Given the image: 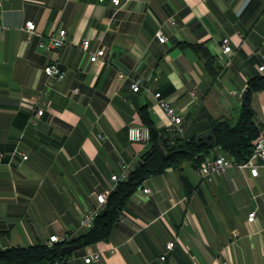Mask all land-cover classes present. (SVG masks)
<instances>
[{
    "label": "crops",
    "instance_id": "crops-1",
    "mask_svg": "<svg viewBox=\"0 0 264 264\" xmlns=\"http://www.w3.org/2000/svg\"><path fill=\"white\" fill-rule=\"evenodd\" d=\"M60 29L65 45L43 50ZM223 37L234 50L229 60L219 48ZM186 43L203 45L215 74ZM99 48L106 55L90 61ZM54 61L61 81L44 72ZM262 64L264 0H122L119 7L111 0H0V249L85 233L84 211L99 193L111 194L118 183L112 175L135 168L150 146L128 136L129 126L142 124L141 107L171 138H197L220 120L235 126L242 94L232 91L243 93L251 77L263 75ZM156 92L184 115L181 135L170 130ZM23 98L37 100L44 113ZM250 105L264 133V89L252 93ZM217 155L231 156L220 147L208 156ZM185 161L144 180L108 239L53 264H86L90 252L101 254L92 264H264V167L256 177L235 168L203 180L199 166ZM252 210L257 217L248 222Z\"/></svg>",
    "mask_w": 264,
    "mask_h": 264
},
{
    "label": "trees",
    "instance_id": "trees-1",
    "mask_svg": "<svg viewBox=\"0 0 264 264\" xmlns=\"http://www.w3.org/2000/svg\"><path fill=\"white\" fill-rule=\"evenodd\" d=\"M192 46L206 59L207 67L215 74V67L210 54L201 44L186 43ZM217 71V70H216ZM264 89V75H255L248 80L247 96L242 104L238 123L233 126L227 120L217 121L213 127L216 145L198 144L196 137L182 140L180 137H168L163 130L154 135L155 123L147 106L140 108L142 124L151 129L149 148L141 155V162L133 168L126 180L117 183L108 197L102 212L96 217L94 226L85 233L72 238L55 242L52 245L36 244L28 247L10 246L0 249V264H53L66 259L62 257L61 249L68 244L89 246L101 240H106L129 201L132 194L139 189L144 180L150 176L163 173L168 167L179 166L185 160H193L199 166L215 147L227 151L237 161L248 158L254 140L260 135V128L254 123V110L250 105L253 92ZM165 147L166 156L161 151Z\"/></svg>",
    "mask_w": 264,
    "mask_h": 264
},
{
    "label": "built area",
    "instance_id": "built-area-1",
    "mask_svg": "<svg viewBox=\"0 0 264 264\" xmlns=\"http://www.w3.org/2000/svg\"><path fill=\"white\" fill-rule=\"evenodd\" d=\"M103 1V0H101ZM115 6H121L122 0H111ZM171 23H174L171 20ZM25 29L29 34H34L36 32V24L33 20H28L25 24ZM157 37L160 42L166 41V36L164 35L162 29L157 31ZM66 42V30L60 29L58 31V35H51L48 41H44L41 43V47L43 50H51V49H59L65 45ZM90 47V39H84L81 43V48L84 51H88ZM219 48L221 53L225 54L228 57V60L234 54L233 47L231 45V40L229 37H223L219 42ZM106 55V51L104 48H99L96 51L90 53V61L97 62L101 60ZM260 72L264 75V64L259 66ZM44 72L52 78H55L57 81H61L64 78V71L59 67L56 61L46 65L44 67ZM129 74L120 71L119 78H128ZM141 82L140 80H136L132 83V89L134 91H139ZM50 90V86H47V91ZM78 88H73L71 90L72 93H78ZM234 95L241 96V92L234 90L232 91ZM156 102L159 106L166 112L167 116L170 118L171 127L170 130H174L177 134L183 133V121L184 115L182 113H177L175 109L171 106L170 102L161 96L160 92L155 93ZM23 105L30 107L35 110L38 115H42L44 113V108L38 106V102L35 99L23 98ZM128 136L130 140L136 142H148L151 139V129L143 124L131 125L128 127ZM22 157L26 159L28 155L26 153H21ZM2 156V154L0 153ZM264 167V133H261L253 142V146L251 148L250 154L247 159L243 161H237L232 156L228 155H217L215 157H206L199 164V171L203 180H210L211 174L214 172H229L232 169L239 168L242 170L248 169L252 176L256 177L259 175L260 168ZM131 170L127 169L123 174L112 175V179L120 182L122 180H126ZM143 192L146 195L151 194V190L149 188H143ZM110 195V191L101 192L96 196V204L88 207L80 218V227L86 230L91 229L94 226L96 217L102 212L104 209L108 197ZM257 217V212L252 210L248 214V222L255 221ZM125 221L123 218H121ZM67 236H59L52 235L46 241L47 245H52L55 242L67 240ZM175 246V241L171 240L166 244V252L161 255L160 259L162 262L166 261L167 255L170 251L173 250ZM101 258V254L99 252H90L87 257H85L86 264H92L93 261H98ZM203 264V263H196Z\"/></svg>",
    "mask_w": 264,
    "mask_h": 264
},
{
    "label": "water",
    "instance_id": "water-1",
    "mask_svg": "<svg viewBox=\"0 0 264 264\" xmlns=\"http://www.w3.org/2000/svg\"><path fill=\"white\" fill-rule=\"evenodd\" d=\"M246 95H247V90H244V92L242 93V104L245 103ZM152 132L154 133V135L159 134L158 130L155 128L152 129ZM196 141L198 144H210V145L216 144V140H215L212 132L203 133V134L197 136ZM161 151H162L164 156L167 155L164 146H161ZM140 162H141V160L138 163H140ZM79 248H81L80 244L65 245L61 249V255L64 257V256L70 254L71 252H73L74 250L79 249Z\"/></svg>",
    "mask_w": 264,
    "mask_h": 264
},
{
    "label": "rangeland",
    "instance_id": "rangeland-1",
    "mask_svg": "<svg viewBox=\"0 0 264 264\" xmlns=\"http://www.w3.org/2000/svg\"><path fill=\"white\" fill-rule=\"evenodd\" d=\"M232 123L235 124V122H232ZM184 164L186 165L189 171L195 172V168L191 165L190 161H185Z\"/></svg>",
    "mask_w": 264,
    "mask_h": 264
}]
</instances>
